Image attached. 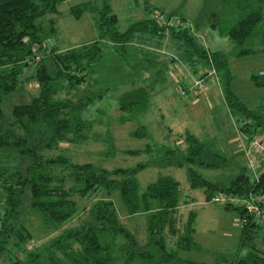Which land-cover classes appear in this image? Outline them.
I'll return each mask as SVG.
<instances>
[{
    "label": "trees",
    "instance_id": "obj_1",
    "mask_svg": "<svg viewBox=\"0 0 264 264\" xmlns=\"http://www.w3.org/2000/svg\"><path fill=\"white\" fill-rule=\"evenodd\" d=\"M61 1L0 0V264H264V227L245 204L224 202L239 214L238 250L218 255L213 263L198 261L178 255L179 248L195 243V212L190 211L183 224L177 221L179 206L188 201L179 180L160 174L144 187L139 184L137 174L145 166L172 165L184 167L189 187L203 188L207 200L225 192L241 198L262 194L264 201V171L254 177L235 154H226L211 138L186 128L174 140L122 149L149 154L146 161L125 167L74 161L58 149L62 141L87 139L93 125L87 114L91 104L120 87H124L116 102L120 119H138L169 85L177 62L201 78L211 68L217 73L219 67L226 68L223 99L242 114L238 130L250 134L258 129L264 135V121L232 89L229 55L203 44L196 33L204 30L213 39L228 38L231 53L238 56L262 50L264 0H202L189 22L174 10L166 13L146 4V15L125 29L119 28L108 0H102L96 18L102 33L59 48L46 41L47 33L54 31V20H49L48 28L44 20L59 12ZM93 2L73 4L69 12L78 18L94 7ZM153 8L163 14L162 19L156 12L150 14ZM34 49L40 53L38 60ZM28 65L33 69L25 73ZM252 77L264 84L257 73ZM33 81L36 90L29 99L14 102L5 111L6 96ZM97 109L103 110L101 105ZM148 132L142 123L133 134ZM54 149L61 152L51 153ZM197 167L228 172L211 178ZM114 191L129 214H146L143 241L122 222L112 199ZM96 194L90 204L79 203L78 198ZM29 212L40 217L47 231L59 230L74 217L79 222L64 226L46 243L32 245L40 235L28 221Z\"/></svg>",
    "mask_w": 264,
    "mask_h": 264
},
{
    "label": "rangeland",
    "instance_id": "obj_2",
    "mask_svg": "<svg viewBox=\"0 0 264 264\" xmlns=\"http://www.w3.org/2000/svg\"><path fill=\"white\" fill-rule=\"evenodd\" d=\"M84 1L88 0H62L58 4V13L46 15L44 20L46 28L50 26L49 20L51 18L54 20L53 33L50 31L47 33L48 45L54 44L59 48H67L96 38L102 33L96 20L102 0H94V7L85 10L78 18L69 12L71 5ZM201 1L108 0L111 10L118 16L120 29H125L130 22L146 15L143 9L146 4L157 5L166 13L174 10L183 14L185 20L189 22L197 15ZM154 12L155 8L150 11V14ZM196 33L206 46L218 47L226 51L229 55L227 69L231 74L233 91L243 104L251 108L264 121V84L256 83L252 77V73H257L259 78L264 79V49L238 56L231 53L229 45L231 42L229 43L228 38L213 39L209 32L204 30H198ZM181 67L185 68L182 63H175V66L171 68L169 85L154 97V104L138 119L124 121L120 119L122 112L116 102L117 96L124 87L111 91L100 102H93L91 110L87 113L93 123L88 131V138L79 142L62 141L58 149L64 150L63 153L74 161H92L109 168L133 166L139 161H146L149 154L143 151L138 154L127 153L122 149L144 148L146 143L153 140L157 142L174 140L179 132L188 128L201 138H211L214 144L221 147L226 154H235L238 162L249 164V160L244 156L243 142L240 140L237 128L242 114L238 110H231L223 99L226 68L219 67L217 79L209 82L200 92H195L191 90V86L198 75H191L180 70ZM177 68L183 72V79L180 78ZM31 69H33L32 66L28 65L25 73ZM36 85L35 81L26 83L22 90L7 95L3 101L4 110L8 112L14 102L29 99L31 93L35 92ZM183 89L185 93L181 92ZM98 105L102 106V111L97 109ZM142 123L149 132L142 136L133 134V131ZM58 149L50 150V152H61ZM197 168L211 178H217L228 172L227 168ZM160 174H169L178 179L182 196L188 194L186 196L188 201L182 202L178 208V223L183 224L187 214L190 211L195 212L193 222L195 243L189 248H179L178 255L210 263H213L218 255H233L239 248L240 240V220L237 209L226 207L223 201L207 200L201 187L190 188L184 167L147 165L138 172L137 178L140 186L144 187ZM98 195L78 198V200L81 205H88ZM112 199L122 222L143 241L146 238V214L144 212L129 214L124 208L118 191L113 192ZM28 218L32 228L40 235L39 239H34L32 245L46 243L64 226L79 222L78 217H74L59 230L47 231L43 229L42 220L35 212H29Z\"/></svg>",
    "mask_w": 264,
    "mask_h": 264
},
{
    "label": "built area",
    "instance_id": "obj_3",
    "mask_svg": "<svg viewBox=\"0 0 264 264\" xmlns=\"http://www.w3.org/2000/svg\"><path fill=\"white\" fill-rule=\"evenodd\" d=\"M156 12V13H155ZM157 18L162 19L163 14L155 11ZM173 23L172 20H169ZM34 57L36 60L40 59V53L34 49ZM217 79V72L214 68L208 70L206 78L197 77L194 78L191 89L195 92H200L205 88L207 82H211ZM185 93L183 89L181 91ZM240 140L243 142L244 156L249 160V164H246L249 171L258 177V175L264 171V135L258 129L250 134L238 130ZM214 201H230L232 203H242L246 205L247 211L252 213L253 217L257 219L264 227V201L262 194L249 193L247 197H239L225 192H219L213 195Z\"/></svg>",
    "mask_w": 264,
    "mask_h": 264
},
{
    "label": "crops",
    "instance_id": "obj_4",
    "mask_svg": "<svg viewBox=\"0 0 264 264\" xmlns=\"http://www.w3.org/2000/svg\"><path fill=\"white\" fill-rule=\"evenodd\" d=\"M180 70H184V71H186V72H188L185 68H180ZM178 68H177V72L179 73V75H180V78L181 79H183L184 78V74H183V72H181ZM206 96V95H205Z\"/></svg>",
    "mask_w": 264,
    "mask_h": 264
}]
</instances>
